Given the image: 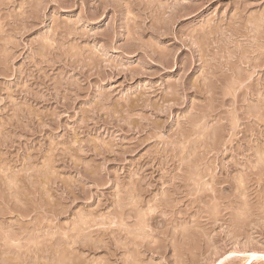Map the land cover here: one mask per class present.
I'll return each instance as SVG.
<instances>
[{
    "label": "rangeland",
    "instance_id": "rangeland-1",
    "mask_svg": "<svg viewBox=\"0 0 264 264\" xmlns=\"http://www.w3.org/2000/svg\"><path fill=\"white\" fill-rule=\"evenodd\" d=\"M207 3L0 0V264H264V14Z\"/></svg>",
    "mask_w": 264,
    "mask_h": 264
},
{
    "label": "snow or ice",
    "instance_id": "snow-or-ice-1",
    "mask_svg": "<svg viewBox=\"0 0 264 264\" xmlns=\"http://www.w3.org/2000/svg\"><path fill=\"white\" fill-rule=\"evenodd\" d=\"M257 0H219L220 3V7L221 9H223L226 12H231L232 8H241L244 4H253L256 3ZM224 4H229V7L227 9L223 8ZM205 7L208 8L209 11H211L212 8L216 7V0H209V3H207L205 5ZM258 8L262 11V14H264V0H258ZM246 12L251 11V8H245L244 9ZM183 25H177L176 26V35H177V39L179 40L180 38H182L184 36L183 32L181 31V28H183ZM185 43H187V39L185 38ZM179 46V45H177ZM253 55H255V53H253ZM241 88L244 87V85L240 86ZM261 90H262V94H261V100L264 101V81L261 82ZM261 111L262 113H264V104H262L261 106ZM260 122H261V128L262 131H264V115L261 116L260 118ZM237 125H239V121H237ZM236 253L232 252V253H228L227 255L224 256V260H221L219 262V264H224L225 260H228L230 257L235 256ZM261 259H264V257H261Z\"/></svg>",
    "mask_w": 264,
    "mask_h": 264
}]
</instances>
